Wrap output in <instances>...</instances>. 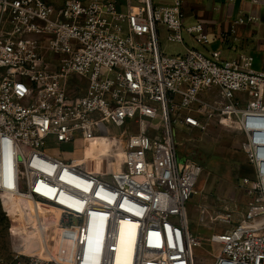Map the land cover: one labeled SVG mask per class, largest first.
Segmentation results:
<instances>
[{
    "label": "built area",
    "instance_id": "2783aa9c",
    "mask_svg": "<svg viewBox=\"0 0 264 264\" xmlns=\"http://www.w3.org/2000/svg\"><path fill=\"white\" fill-rule=\"evenodd\" d=\"M170 1L0 0V192H16L7 183L14 157L26 169L35 158L54 164L62 180L67 171L94 188L63 180L60 191L81 202L78 213L61 207L74 219L72 257L22 251L13 264H189L199 243L186 210L203 168L178 156L175 130L206 131L213 121L242 134L254 174L242 179L250 200L240 223L212 236L214 264H264V71L251 56L211 51L203 24L187 23L182 0ZM162 29L167 43L187 36L198 48L166 54ZM131 120L138 132L126 136L114 183L44 150L79 140L88 155Z\"/></svg>",
    "mask_w": 264,
    "mask_h": 264
},
{
    "label": "rangeland",
    "instance_id": "374dc122",
    "mask_svg": "<svg viewBox=\"0 0 264 264\" xmlns=\"http://www.w3.org/2000/svg\"><path fill=\"white\" fill-rule=\"evenodd\" d=\"M169 45L164 48L166 54L177 55L180 45ZM152 125L156 129L158 124L153 122ZM137 132L135 120L123 128L110 127L98 144L100 149L96 147L94 152L91 148L88 155L79 140L62 146L47 143L44 150L114 183L126 136ZM175 140L181 160L190 158L203 168L186 210L190 231L199 243L189 264H214L220 247L212 242V236L237 226L250 200L248 189L241 184L243 178L253 179L254 176L241 148L244 137L235 128L213 121L206 131L178 127ZM21 182L23 191L29 193L30 181L26 177L21 178ZM73 222L68 212L49 201L27 200L0 192V264H13L16 254L22 251L43 254L47 249L60 259L69 257L76 239Z\"/></svg>",
    "mask_w": 264,
    "mask_h": 264
},
{
    "label": "crops",
    "instance_id": "0c3cea01",
    "mask_svg": "<svg viewBox=\"0 0 264 264\" xmlns=\"http://www.w3.org/2000/svg\"><path fill=\"white\" fill-rule=\"evenodd\" d=\"M158 5L170 0H154ZM187 22H200L209 34L211 51L221 52L222 59L242 61L253 58L252 68L264 71V1L263 0H182ZM163 47H169L162 29ZM169 45V46H168ZM198 46L190 37L177 54ZM204 50L203 48H199ZM175 53V52H174Z\"/></svg>",
    "mask_w": 264,
    "mask_h": 264
},
{
    "label": "bare ground",
    "instance_id": "6f19581e",
    "mask_svg": "<svg viewBox=\"0 0 264 264\" xmlns=\"http://www.w3.org/2000/svg\"><path fill=\"white\" fill-rule=\"evenodd\" d=\"M35 160L37 161V163L33 164L32 169H35V170L40 171V172L47 173L49 175H51V173H53V172H56V173L61 172L62 173V171L55 170V165L54 164L51 165L49 163L38 162V160H39L38 158H35ZM18 170H19V173H20V171H21V163H17L15 161V157H14V180H12L11 175H9L7 177V183L9 184L10 187H12L14 185V187H12V188H14L16 192L15 193H5V194H11V195H15V196H20V197H22L24 199H27V200H34L36 198H41V199L49 201V202L54 201V202H56V205L58 207L60 206V208L64 207L66 210L74 212V213L80 212V208L78 207L81 204L80 200L74 199V198L64 194V192L60 191V189H58V188H56V189L55 188H50L47 185V183L44 182V181L39 182L38 180H33L34 188H36V186H37L35 192H36V194L38 196H35L34 199H32L29 193H25L23 191L21 178H19V180H18V177H17V171ZM68 176H69L68 172L65 171V177L63 176V180L68 185H71L76 190L82 191L84 193H90V194L93 193L94 188L91 191H89L90 190V187H89L90 185H86V183H84L85 181H83V180L79 181L80 180L79 178L73 177V176H70L69 179H68ZM29 178H31V177H29ZM2 179H3V177L1 175V145H0V185L1 186H3ZM130 228H132L133 230L135 229V227L133 225H131ZM133 240H134L133 236L129 238V245H132ZM123 242H124V238L122 236V240H121V243H120L121 249H123ZM127 244L128 243H126V245ZM74 245H75V242H74ZM72 255H73V249H72L71 255L69 257H67V258L72 257Z\"/></svg>",
    "mask_w": 264,
    "mask_h": 264
}]
</instances>
